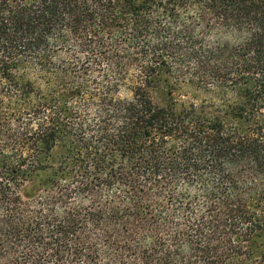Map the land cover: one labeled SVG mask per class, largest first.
<instances>
[{"label":"trees","instance_id":"obj_1","mask_svg":"<svg viewBox=\"0 0 264 264\" xmlns=\"http://www.w3.org/2000/svg\"><path fill=\"white\" fill-rule=\"evenodd\" d=\"M0 264H264V0H0Z\"/></svg>","mask_w":264,"mask_h":264}]
</instances>
